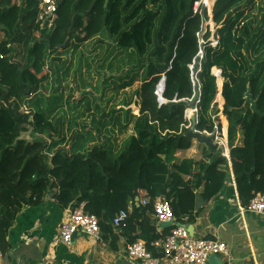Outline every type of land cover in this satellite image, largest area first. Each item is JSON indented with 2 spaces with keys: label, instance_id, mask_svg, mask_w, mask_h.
<instances>
[{
  "label": "trees",
  "instance_id": "obj_1",
  "mask_svg": "<svg viewBox=\"0 0 264 264\" xmlns=\"http://www.w3.org/2000/svg\"><path fill=\"white\" fill-rule=\"evenodd\" d=\"M39 1L18 0L19 21L9 24L14 2L0 0L2 253L20 212L42 204L51 190L61 210L84 203L85 212L97 217L100 240L110 251H117L121 238L125 244L142 240L155 256L158 253L151 242L171 229L157 232L151 205L155 197L169 203L175 224H193L197 200L207 204L231 178L243 208L256 194H264V117L252 114L244 99L249 86L258 112L264 113L262 0H215L212 20L219 26L218 44L216 48L203 46L198 73L196 34L206 17L205 12L202 16L192 13L198 0H57L51 28H41L42 23L36 22ZM209 38L207 31L203 40ZM106 40L109 49H105ZM69 51L71 56L64 58ZM109 52L116 53L112 62ZM75 55L81 71L82 62L88 72L92 63L99 69L107 63L110 71L98 87L106 82L112 87L96 93V98L103 102L111 92L114 98L105 107L115 99L121 105L112 107L109 114L96 107L101 116L97 121L91 117V127L81 124L80 131L70 126L66 131L61 77L72 72ZM195 59L193 72L201 85L196 130L213 135L215 126L220 128L219 119H212L218 112L212 108L217 87L211 69L216 67L223 80L229 160L222 149H210L185 136L184 111L194 92L189 66ZM113 68L121 70L120 74ZM163 77L164 102L160 103L156 89ZM79 85L76 80L72 87ZM38 95L48 100L46 107ZM133 104L137 115L131 112ZM106 118L113 127L108 139L118 143V136L130 133L118 146L116 157L112 144L100 142L101 136H107L100 128ZM27 131L37 137L22 138ZM143 200L149 203L143 205ZM122 210L128 217L114 227L111 221Z\"/></svg>",
  "mask_w": 264,
  "mask_h": 264
},
{
  "label": "crops",
  "instance_id": "obj_2",
  "mask_svg": "<svg viewBox=\"0 0 264 264\" xmlns=\"http://www.w3.org/2000/svg\"><path fill=\"white\" fill-rule=\"evenodd\" d=\"M217 115L219 121L222 116L225 118L222 112ZM225 122L224 132L227 131L226 118ZM217 149H222V155L229 160L227 139L225 147L219 145ZM194 152L193 149L187 155ZM54 194L51 190L42 204L20 212L7 234V248L0 264H126L127 244L122 238L116 252L110 251L100 238H89L82 233L73 235L70 245L63 244L59 227L67 220L69 209L61 210L54 202ZM239 207L235 182L231 178L207 204L198 199L194 223L183 224L192 226L193 237L219 239L227 244L228 259L218 256L219 260L210 264H264V217L241 214Z\"/></svg>",
  "mask_w": 264,
  "mask_h": 264
},
{
  "label": "built area",
  "instance_id": "obj_3",
  "mask_svg": "<svg viewBox=\"0 0 264 264\" xmlns=\"http://www.w3.org/2000/svg\"><path fill=\"white\" fill-rule=\"evenodd\" d=\"M215 0H198L192 5V13L194 15H203L205 12L206 17L202 18L200 32L196 34L200 49L197 53L198 69L197 73L201 70V61L203 60L204 53L203 49L205 45L211 48H216L218 44V35L216 34L219 26L212 20V8ZM57 11V0H40L38 4V13L36 22H41V28H51L56 18ZM210 33V38L206 41L203 40V35L206 32ZM189 66L191 71V83L194 89L193 95L188 102H194V108H187L184 111L185 124L184 129L187 131L192 126L191 119L194 116L197 122L198 115V103L200 102L201 96V85L197 79V73H194V65ZM211 75L215 77L217 94L213 102V107L218 112L223 110V99L221 97V89L223 80L221 78V71L216 67L211 69ZM158 87L156 93L158 95ZM163 92V90H162ZM159 97V95H158ZM159 102L163 103L164 100L160 99ZM217 112V113H218ZM219 118L218 115L212 116L215 120ZM217 125L215 126L216 142L225 147L226 137L224 130H220V134L217 132ZM199 132V131H198ZM201 133V132H200ZM206 135H211L207 132H203ZM201 133V134H203ZM226 134V132H225ZM148 201L142 202L143 205L148 204ZM152 214L153 218L157 222V232L161 234L162 228L161 223L173 222L174 226L171 227L170 231L161 235L159 238L151 242L150 246L156 248L158 255L155 256L147 250L146 244L142 240H136L131 244L125 246V258L126 264H210L209 257L211 255L223 256L228 259L229 248L227 244L219 239L211 238H196L191 236L183 224H175L174 216L169 203L163 197H155L152 200ZM241 214L251 213L257 216L264 217V194H256L250 201L247 208L239 207ZM128 217L127 211H120L117 213L111 224L114 227H118ZM76 233H82L89 238L99 239L100 228L97 217L90 215L84 210V203H80L73 208H69V214L66 221L62 222L59 227V238L60 241L65 245H70L73 235ZM2 260V252L0 250V262Z\"/></svg>",
  "mask_w": 264,
  "mask_h": 264
},
{
  "label": "rangeland",
  "instance_id": "obj_4",
  "mask_svg": "<svg viewBox=\"0 0 264 264\" xmlns=\"http://www.w3.org/2000/svg\"><path fill=\"white\" fill-rule=\"evenodd\" d=\"M13 2H14V4H13L14 8H13L9 18L7 19V22H9V24H13V23L18 22L19 18H20V14H21V3H19L17 0H13ZM262 5H264V0H262ZM251 13H253V14L255 13L254 8L251 10ZM108 43H109V41L106 40V48L105 49H109ZM19 54H22V49L20 50ZM115 54L116 53H113V54L110 53V55H111L110 62H112V60H114V58L116 56ZM84 55L86 57L88 55V52L87 53L84 52ZM68 56H71L70 51L66 56H64V58H67ZM73 58L75 59V61H74L75 65L72 69V72H70V74L67 77H63V78L61 77V81H62L61 82V93L63 95L61 103H62V107L64 109V114L61 116L65 120V123L63 126H64L66 131H67V128L69 126L73 129H77L78 131H80L81 124L87 125L88 128L91 127L92 126V124L90 123L91 117L95 116V119L97 121V118L100 119V116H101V114L98 111H96L97 109L95 110L96 107L99 108L98 110L104 111L105 114H109L112 107H117V106L121 105V100L115 99L114 101L109 102L110 106L105 107L106 101H108V99L113 100V98H114V97L111 98L112 97L111 92H107L105 94L103 102H99L98 99L96 98V95L100 94L101 90L107 89V87H112L111 84L108 85V82H106L105 84H102L100 86V88L98 87L101 84L103 75L106 72L110 71V70H106L107 63H105L104 67H102L101 69H99L95 63H92L90 72H88L87 68H86V63L82 62L81 63L82 71H81V70H78V62H77L78 55L73 56ZM49 68H50V66H49ZM122 69L125 70L126 66L123 65ZM50 70H51V68H50ZM74 70H78V72L76 73V72H74ZM114 70L115 69L113 68L112 71H114ZM114 72H115V74L118 75V74H120L119 72H121V70L120 71H114ZM76 80L80 84L77 89L72 87L73 82ZM138 84H139V82L133 87V89L137 88ZM55 87H56V85H55V83H53V88H55ZM133 89H131L130 91H133ZM84 92H88V93H86L85 96L84 95L82 96V94H84ZM38 97H41L43 107H46L48 105V100L45 99L41 95H38ZM80 97H82L81 100H80ZM33 99H34V97H32V100ZM75 106H77V107H75ZM71 107H75V109H71ZM117 108H120V106ZM212 108H213V106H212ZM24 109L25 110L28 109V106L24 107ZM130 109H131L132 114H137V109H134V105H132ZM88 110H90V113L88 112ZM122 115H123V113H122ZM218 117H219V115H218ZM220 122H221V119H220ZM109 123H110V121L106 118V122L103 125L104 127H100V128H102V131H101L102 135L107 133L106 137H104V136L100 137V142H106L107 145L112 144L113 156L116 157L117 156L116 152H117L118 146L123 143V140L126 137H128L130 135V133L118 136V143H116L113 139H108V133H109V136L111 135V132L109 130L113 129V127ZM216 128H217L218 134H219L218 129H220L221 132H222V130H224L222 123L220 124V128L219 127H216ZM69 134L67 132V136H70ZM224 135H225V137L227 136L225 134V132H224ZM36 137H37L36 134H33L30 131H27V132L22 134V138H24L28 141H31L33 138H36ZM105 138H107V139L104 140Z\"/></svg>",
  "mask_w": 264,
  "mask_h": 264
},
{
  "label": "water",
  "instance_id": "obj_5",
  "mask_svg": "<svg viewBox=\"0 0 264 264\" xmlns=\"http://www.w3.org/2000/svg\"><path fill=\"white\" fill-rule=\"evenodd\" d=\"M65 45H66V42H64L62 47H64ZM164 85H165V77L162 78V80L160 81V83L158 85V89H159L158 90V95H159L161 100H162L161 94H162V90L164 89ZM244 99L249 104V109L252 112V114H258L261 117H264V113L261 114L257 110L256 100H253L252 95L250 93V87L249 86H247V90L245 92ZM188 106L190 108H194L195 103L191 102V103H189ZM191 124H192L191 128L185 133V136L188 139L195 140L199 144H205L210 149H214L215 150V149L218 148L219 144L218 143H214V140H215V136L214 135L210 136V135H206L205 133L201 134L200 132H198L196 130V119H195L194 116L191 119ZM160 225H161V227L163 229H170L171 227L174 226V223L173 222H166V223H161ZM183 227H185L186 230L188 231V233L192 236V233H193L192 226L183 225ZM218 260H219L218 255H211L209 257V263H211L212 261H218Z\"/></svg>",
  "mask_w": 264,
  "mask_h": 264
},
{
  "label": "clouds",
  "instance_id": "obj_6",
  "mask_svg": "<svg viewBox=\"0 0 264 264\" xmlns=\"http://www.w3.org/2000/svg\"><path fill=\"white\" fill-rule=\"evenodd\" d=\"M18 1V0H17ZM215 2V1H214ZM164 78V77H163ZM162 80V79H161ZM158 87V86H157ZM134 105V104H133ZM134 109H137L138 110V107H136L135 105H134ZM139 111V110H138ZM135 115H137V114H135ZM196 124H197V122H196ZM227 135V134H226ZM211 136V135H210ZM215 141V140H214Z\"/></svg>",
  "mask_w": 264,
  "mask_h": 264
}]
</instances>
